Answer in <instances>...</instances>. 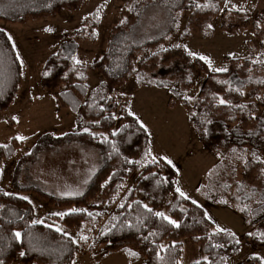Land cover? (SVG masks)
<instances>
[{
  "label": "trees",
  "instance_id": "1",
  "mask_svg": "<svg viewBox=\"0 0 264 264\" xmlns=\"http://www.w3.org/2000/svg\"><path fill=\"white\" fill-rule=\"evenodd\" d=\"M85 2L0 0V21L22 23L28 19L54 16L67 9L77 10ZM224 5L225 0H133L128 8L121 11L122 21L126 23L120 22L110 29L107 50L100 60L89 65L74 64L71 57L76 56L77 39L62 43L58 51L47 59L41 85L55 92L59 107L76 114L77 131L61 136H40L31 151L17 161L11 183L16 191L35 194L54 208L80 211L64 217L47 215L43 223H34L36 209L31 202L16 194L0 192V260L4 264H13L16 260L21 264H73L81 247L72 235L80 238L86 224L98 226L106 217L96 243L103 245L107 251H123L127 255L126 250L131 249L138 253V258L128 255L129 258H144L142 264H180L184 238H190L207 257L200 264H228L231 257L240 254L242 245L236 234L232 237L228 234L233 233L231 231L216 233L217 226L205 210L190 199L180 197L176 191L178 172L171 164L160 158L157 163L150 160L145 163L151 150L150 133L141 127L136 117L129 114V96L114 95L118 86L131 79L140 54L155 50L178 32L183 13H189L184 35L192 31L204 34L209 31L211 34L210 24L223 12ZM97 9L87 16V25L76 31V37L85 38L89 27L91 40L96 39L92 33L101 21V18H95ZM233 13L240 16L235 24H232ZM222 17V28L226 31H235L250 22L248 16L241 12L224 11ZM8 36L5 30L0 32V113L14 103L22 82L20 58L17 59L18 52ZM234 61L235 66L228 72H212L203 60L190 56L180 46L154 53L142 62L135 76L138 86L170 90L172 99L169 107L174 108L177 101L181 102L200 140L218 154L219 163L207 173L199 193L211 205H232L253 233H257L264 225V198L248 194L247 166H253V170L264 176V151L258 146L250 147V152L246 147L221 152L209 132L210 124L237 114L236 105L244 102V91L232 86V75L239 76L264 68V61L252 53L249 59ZM186 68L189 69L188 85L192 83L194 72L206 75L193 102L183 97L181 83L175 80V75L184 73ZM90 70H97L103 77L95 88L87 84ZM45 72L49 74L44 75ZM62 86L65 90L59 92ZM124 97L126 102L121 106ZM221 99L226 103L220 104ZM117 112L119 118L116 117ZM119 121L121 124L117 128ZM84 127L88 131H82ZM262 136L264 138V132ZM23 144L24 141L13 138L8 144L0 145L3 146L0 147V173L4 162L16 155ZM73 147L92 148L99 157L98 168L81 193L64 196L35 182H20L26 165L38 164L46 153L57 154ZM238 163L243 167L240 181L237 177ZM134 176L135 185L118 200L125 182ZM99 196L104 204H94L95 211L92 212L83 209ZM109 211L111 214L108 216ZM156 212H163L180 226L174 227L156 216ZM56 228L63 231L57 232ZM15 232H21L22 242L16 240ZM253 237L249 235L250 239ZM261 241L258 239V243ZM20 252L25 255L20 256ZM254 257L257 256L251 255L239 264H260Z\"/></svg>",
  "mask_w": 264,
  "mask_h": 264
},
{
  "label": "rangeland",
  "instance_id": "2",
  "mask_svg": "<svg viewBox=\"0 0 264 264\" xmlns=\"http://www.w3.org/2000/svg\"><path fill=\"white\" fill-rule=\"evenodd\" d=\"M133 0H107L106 6L101 10L100 25L94 32L96 39L90 38L91 32L88 27L85 38L75 36L77 30L82 28L85 17L94 10L105 5V0H86L77 10H64L63 12L49 17L39 19H28L22 23H10L0 21V28L4 29L11 37L18 52L20 62L22 61V82L16 100L11 107L0 113V145L8 144L17 136H24V144L18 153L6 160L0 173V192L16 194L26 197L36 209V221H42L47 215H55L59 212H69V209H57L50 206L35 194H23L16 191L11 183L13 170L17 161L23 155L29 153L37 139L44 134L61 136L68 132L77 131L76 114L70 109L59 107L54 96V91L44 88L41 85V75L47 59L56 53L62 43L72 39L78 40V50L76 57L82 61L81 64L89 65L100 60L107 50L110 29L122 21L121 11L129 7ZM200 2V0H198ZM233 5L240 8L236 11ZM224 11L241 12L248 16L250 22L235 31H226L222 28V15ZM223 12L215 17L210 28L212 33L206 31H192L189 35H184L189 13H183L178 32L173 35L168 42L159 45L155 50H149L138 56V65L131 79L124 85H120L115 90L118 94L129 95L136 89V73L144 60L154 53H158L176 45L183 46L187 53H196V57L207 56L212 61V67L225 68L228 72L235 66V59H249L251 53L256 58L264 61V0H225ZM232 24L237 22L238 14H232ZM260 25V27H257ZM51 27L53 32H45L44 29ZM86 34V33H85ZM90 34V35H89ZM208 65V64H207ZM209 67V66H208ZM211 70V68L209 67ZM212 71V70H211ZM214 72V71H212ZM189 69L184 73L175 75V80L181 83V93L184 98L195 101L199 89L205 80L206 75L194 72L189 81ZM103 77L97 70H90L87 84L90 88L99 86ZM232 86L244 91V102L237 104L235 110L237 114L226 117L225 121H215L209 126V132L214 138L221 152L228 150H239L242 147H261L264 151V68L254 69L251 73L243 75L233 74L231 77ZM65 90L62 86L58 91ZM125 97L121 100V106L125 105ZM181 109L176 114L177 121H174L177 147L172 148L166 144L156 146L151 144L152 156L161 158L158 151H166L172 155V159L181 174L177 182V188L190 192L189 199L204 205L208 217L216 222L221 228L235 233L241 241V252L238 256L231 257L228 264H239L251 255L264 258V240L258 243V237L249 238V233H253L243 220V217L232 205V216L222 207L210 205L199 193V188L205 183L207 173L219 163L218 154L209 149L199 137L197 146L191 145V129L189 115L182 103ZM182 110V111H180ZM17 117L13 120L12 117ZM119 113L116 117L119 118ZM172 125V117L164 116ZM170 117V120H169ZM120 121L117 128L120 126ZM87 128L84 127L82 131ZM118 129H115L117 131ZM193 130V129H192ZM88 131V129H87ZM197 134V133H196ZM166 140H169L166 137ZM198 146H200L198 148ZM203 148V149H202ZM189 153V158L185 155ZM250 152V149H249ZM188 155V154H187ZM187 159V160H182ZM150 158L145 159L147 164ZM99 157L97 152L88 147H73L63 149L60 153H46L41 161L36 165H26L20 182L22 184L38 183L45 189L64 196H74L81 193L88 180L97 170ZM238 180H241L243 167L238 163ZM253 166L248 165L246 182L250 185L248 191L254 198H264V176L253 170ZM179 174V175H180ZM135 175H138L136 173ZM262 175V174H261ZM135 176L124 184V189L118 195L120 200L126 192L135 185ZM182 190V191H183ZM184 192V191H183ZM94 204H104L100 196L96 201L84 207V210L95 211ZM100 210H103L102 208ZM111 211L108 212V216ZM107 217L98 225L86 224L83 236H87V241H83L72 235L80 244L81 251L76 256L75 264H142L144 258L132 260L123 252H110L103 245L96 243L99 230L105 223ZM264 232V225L257 233ZM183 255L180 264H194L197 261L206 260L207 257L200 251L199 246L190 238H184ZM259 244V245H258ZM90 247L93 248L90 250ZM13 264H21L16 260Z\"/></svg>",
  "mask_w": 264,
  "mask_h": 264
},
{
  "label": "crops",
  "instance_id": "3",
  "mask_svg": "<svg viewBox=\"0 0 264 264\" xmlns=\"http://www.w3.org/2000/svg\"><path fill=\"white\" fill-rule=\"evenodd\" d=\"M129 105H128V112L131 113L132 116L136 117L141 124L144 125V127L147 129V131L150 133L151 136V144L158 146L160 143L166 144L167 146H171L172 148H176L177 146V136H176V130L175 126L173 127V123L177 118L176 114L179 113V109H181L179 103L176 104L174 108L169 107V103L172 99V93L170 90L165 88H158L153 86H136V89L132 91L129 95ZM182 111V110H180ZM170 115L172 117V125L168 120L164 117ZM189 115L185 114V117L187 119ZM170 120V117H169ZM193 129V128H192ZM191 129V145L197 146V140L195 137H198L196 134V131ZM166 137L169 140H166ZM200 139V138H199ZM200 146H198L199 148ZM203 149V148H202ZM158 154L162 157H167L172 161L171 165L176 169L178 172V178L181 174L179 173L171 154L167 153L166 151H158ZM188 154V155H187ZM185 155V158H189V153L187 152ZM172 157V158H171ZM182 159V160H187ZM180 174V175H179ZM183 190V189H182ZM181 190V191H182ZM184 193L189 196L190 192H187L186 190H183ZM198 204V203H196ZM201 206L204 210V205L198 204ZM211 205V204H210ZM216 206V205H212ZM225 209L229 216H232L231 213H233L232 208L225 207V206H218ZM206 212V210H205ZM207 213V212H206ZM242 216V215H241ZM243 217V216H242ZM243 220L245 222V219L243 217ZM214 222V221H213ZM216 226L218 225L216 222H214Z\"/></svg>",
  "mask_w": 264,
  "mask_h": 264
},
{
  "label": "snow or ice",
  "instance_id": "4",
  "mask_svg": "<svg viewBox=\"0 0 264 264\" xmlns=\"http://www.w3.org/2000/svg\"><path fill=\"white\" fill-rule=\"evenodd\" d=\"M106 2H107V0H105V5H101V8H103L104 6H106ZM101 8H98L97 9V12L95 14V18L97 20H99L101 18L100 17V10H101ZM233 8L236 11H240L241 10L240 8H238L235 5H233ZM85 19H87V17H85ZM121 23H126V21H121ZM257 27H260V25H257ZM3 31H4L3 29H0V32H3ZM44 31L45 32H48V33H51V32L54 31V29L51 28V27H48V28H45ZM92 35L95 36V35H97V33L96 32H93ZM8 39L11 40L12 37L9 35L8 36ZM13 47H15V45H13ZM176 47H180V45H176ZM188 54L190 56H196L197 55L196 53L191 52V51H189ZM199 58L201 60H203L206 64H208V66L214 72H224V71H227V69H225V68H214V67H212V61L207 56H200ZM17 59H19V55H17ZM71 59L73 60L74 64L79 65V64L82 63V61L80 59H78L76 56L71 57ZM22 64H23V62L21 61V65ZM48 74L49 73H47V72L44 73V75H48ZM81 78H83V77H81ZM225 103H226L225 100H223V99L220 100V104H225ZM129 114H131V113H129ZM12 119L13 120H17V117L14 116V117H12ZM141 127H144V125L142 124ZM85 131H87V129ZM115 134L116 133H113V135H115ZM16 139L19 140V141H24L27 138L24 137V136H17ZM0 147H3V146H0ZM147 156L150 158V162L151 163H157V157L152 156L151 150H149V152L147 153ZM160 160L165 161L167 164H171L172 163V161L170 159H168L167 157H161ZM127 162L128 163H138V162H134V161H127ZM262 163H264V161H262ZM176 191L179 193L180 197H182L183 199H185V200L189 199V197L183 191H181L179 188H177ZM21 199H27V198L26 197H21ZM223 202L224 203H227V201H223ZM192 203L195 204L196 201L193 200ZM121 207H123V205H121ZM144 207L147 208V205H145ZM147 210L149 212H152V209H150V208H147ZM78 211H80V210H78V209H71L69 212H59V213H55V215L64 217V216H67V215H71L73 213H76ZM241 211H244V209H241ZM155 215L158 216V217H161L164 220H167V222L169 224L173 225L174 227H179L180 226L177 221L172 220L169 217L165 216V214L163 212H156ZM34 223H43V222L38 220V221H35ZM49 227H51V225H49ZM55 231L62 232L63 230L61 228H56ZM227 231H228L227 229L221 228L219 226H217L216 229H215V232L216 233L227 232ZM228 234L231 235L232 237H235V233H228ZM249 235L250 236H257L259 239L264 240V232H262V233H249ZM14 236H15V238H16L17 241L22 242V234H21V232H15L14 233ZM80 239L83 240V241H87L88 237L81 235ZM72 242L75 243L76 241H72ZM235 242L237 244L240 243V241L238 239H236ZM126 251L128 252V255L129 256L137 257L138 258V253H136L135 251H132L131 249H127ZM24 255H25L24 252H20V256H24ZM254 259L259 260L260 261V264H264V258H261V257H258L257 256V257H254ZM0 264H4V262L2 260H0ZM73 264H75V262H73ZM196 264H200V262L197 261Z\"/></svg>",
  "mask_w": 264,
  "mask_h": 264
}]
</instances>
